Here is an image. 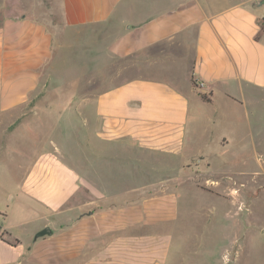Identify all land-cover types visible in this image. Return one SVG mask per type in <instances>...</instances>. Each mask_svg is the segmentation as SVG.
<instances>
[{
	"label": "crops",
	"instance_id": "crops-1",
	"mask_svg": "<svg viewBox=\"0 0 264 264\" xmlns=\"http://www.w3.org/2000/svg\"><path fill=\"white\" fill-rule=\"evenodd\" d=\"M54 1L56 10L52 14L66 29L92 27L96 40L105 39L96 47V63L106 57L133 61L130 68L135 73L127 80L95 96L81 97L76 117L69 113L57 117L60 121L64 117L69 127L80 120L77 126L82 130V139L78 140V131H74L72 141L81 146L82 152L88 151L91 164L102 168L108 160L112 163L108 166L114 168L119 162L117 169L133 168L125 173L127 177L135 173L138 163L144 168L170 167L176 164L153 162L180 157L177 165H182L195 155H187L185 148L190 132L196 137L201 135V119L208 122L212 140L207 146L213 144L212 149L227 150L244 136L245 143L249 141L254 150L249 153L264 150V115L256 110L264 108V12L259 10L264 0ZM54 47V34L46 21L18 13L8 15L0 6V125L40 88L46 67L53 62ZM200 83L205 86L200 87ZM202 95H207L209 102ZM49 103L67 104L63 97ZM194 104L199 105L197 112L192 111ZM238 111L242 116L237 115ZM52 113L45 114L49 121ZM32 120H22L17 132ZM7 137L8 131L0 129V160L8 157ZM73 138L68 136L67 140ZM49 143L26 164L21 189L10 196L15 206L10 207L7 200L6 207L0 208V212L6 210L1 224L10 238L0 237V253L15 256L12 250L22 248L5 224L10 215L20 216L24 223L41 220L43 225L35 230L32 244L27 245L31 253L12 259L0 255V264H24L25 256L37 263L45 257L49 264L71 258L65 250L71 245L66 236L78 229L84 234V248L108 247L96 257L110 254L116 264H168L171 232L161 228L165 233L154 236L152 225L137 221L138 211H144V207L132 203L139 197L137 188L135 199L124 198L123 206L98 210L100 202L116 203L88 180L90 160L83 158L86 164L81 173L67 161L64 145L53 140ZM4 166L0 162L1 176ZM97 172L101 177V170L97 168ZM229 173L232 171L225 168L224 178ZM83 191L91 200L86 199L84 207L70 206ZM1 199L0 195V206ZM110 215L121 220L114 223L105 218ZM48 228L51 234L39 237ZM117 231L124 232V238L101 241L106 232ZM253 253L258 255H248ZM263 255L264 239L251 241L246 250L241 245L235 264H264ZM89 264L98 263L93 260Z\"/></svg>",
	"mask_w": 264,
	"mask_h": 264
},
{
	"label": "rangeland",
	"instance_id": "rangeland-1",
	"mask_svg": "<svg viewBox=\"0 0 264 264\" xmlns=\"http://www.w3.org/2000/svg\"><path fill=\"white\" fill-rule=\"evenodd\" d=\"M49 2V0H0V6L4 7L8 15L18 13L46 21L55 39L53 62L46 67L40 88L31 95L28 103L11 111L9 118L0 125V129L8 131L9 142L6 150L8 157L7 159L2 157L0 160L5 165L4 174L0 175V195L3 201L0 208L6 207L7 200L10 207L15 206L11 204L10 196L19 193L22 177L27 169L26 164L45 146H49L51 140L64 145L65 156L69 157L67 161L84 173L86 161L83 158L90 160L91 155L86 153L87 150H84L85 153L82 152L83 150L79 149L81 146H75L72 141L74 131H78V140L82 139V130L77 126L80 125V120H76L69 127L68 121L63 120L64 117L62 121L59 120V114L69 113L76 117L81 109V97L95 96L107 90L112 84L124 82L135 73L130 68L133 61L110 60L106 57L103 60L100 58L102 63H96L98 59L95 54L96 47H100L105 39L96 40L97 33L92 32V27L66 29L59 17L52 14L56 10L55 1ZM259 10L264 12V7ZM119 73L121 76H118ZM58 97H63L67 104L49 103L56 102ZM50 107L53 109L48 110ZM198 107L194 104L192 111L197 112ZM256 110L264 115V108L260 107L258 110L257 107ZM48 112H53L50 121L47 115L45 116ZM40 113L41 116H36ZM236 113L242 116L241 111ZM31 119L33 120L27 126H22L17 132L22 120ZM200 121H203L199 130L201 135L196 137L195 133L190 132L185 148L187 155L194 152L195 155L190 156L182 165H177L180 157H172L167 162L165 159L168 157L160 163L156 160L153 162L154 165L176 164L170 167L168 165L144 168L138 163L134 168L135 173L127 177L125 173L133 170L132 167H129L130 170L122 171L115 167L119 162H115L114 168H110L108 165L112 163L105 160L103 163L105 165L101 168L91 164L93 161L90 160L91 167L88 171L91 177L88 180L116 203L100 202L96 205L98 210L123 206L124 198L135 199L136 195L139 196L132 201L137 206L144 207V211H138L137 221L152 225L151 233L154 236H161L166 228L170 230L169 233L171 232L168 264H235L240 255L241 245H245L246 250V245H251V241L255 243L258 239H264V234H261L264 227V150L249 153L252 145L249 141L245 143L244 136L240 137L239 142L226 148L227 150L212 149L213 144L211 147L207 146L212 140L208 132V122L202 119ZM252 121L256 123L255 118ZM68 136L73 139L68 141ZM241 142L243 143L240 144ZM97 168L101 170V177ZM225 168L233 174L229 173L228 177L224 178ZM136 188L139 192L135 195ZM90 198L84 196L83 191L70 206L80 204L84 207V202L86 199L91 200ZM5 211L0 212V237L9 240L1 224L4 214H7ZM81 213L84 214V209ZM105 218L113 220L114 223L121 220L119 216L112 215ZM5 224L20 240L22 248L12 250L15 256L2 251L0 255L3 259L31 253L32 249L29 250L27 245L32 244L35 230L43 225V221L32 220L24 223L20 216L10 215ZM119 232L115 234L106 232L101 241L106 243L111 239L124 238V232ZM66 239L71 241V245L65 249L71 253V258L55 264H89L93 260H97L98 264H116L114 261L116 259L110 254L107 257H96L98 252L106 251L108 247L84 248L82 240L84 234L81 230H74ZM24 259L26 260L24 264H49L45 257L41 262L38 261L39 263L29 261L28 256Z\"/></svg>",
	"mask_w": 264,
	"mask_h": 264
},
{
	"label": "trees",
	"instance_id": "trees-1",
	"mask_svg": "<svg viewBox=\"0 0 264 264\" xmlns=\"http://www.w3.org/2000/svg\"><path fill=\"white\" fill-rule=\"evenodd\" d=\"M262 31H264V20H263V22H262V27H261V32ZM258 38H259V36H258ZM195 84V83H194ZM202 99L204 100V101H206V102H209V99H208V97H207V95H202ZM3 240H5V239H3ZM6 241V240H5ZM8 244H10V245H15L14 243H12V242H10V241H6ZM16 242H18V241H16Z\"/></svg>",
	"mask_w": 264,
	"mask_h": 264
},
{
	"label": "water",
	"instance_id": "water-1",
	"mask_svg": "<svg viewBox=\"0 0 264 264\" xmlns=\"http://www.w3.org/2000/svg\"><path fill=\"white\" fill-rule=\"evenodd\" d=\"M260 5L261 4H264V1L261 3H259ZM45 234H51V230L48 228V229H45L43 232H41L40 234H39V236H41V235H45Z\"/></svg>",
	"mask_w": 264,
	"mask_h": 264
},
{
	"label": "built area",
	"instance_id": "built-area-1",
	"mask_svg": "<svg viewBox=\"0 0 264 264\" xmlns=\"http://www.w3.org/2000/svg\"><path fill=\"white\" fill-rule=\"evenodd\" d=\"M205 86V83H200V87H204Z\"/></svg>",
	"mask_w": 264,
	"mask_h": 264
}]
</instances>
